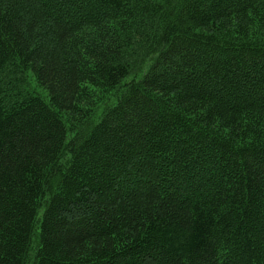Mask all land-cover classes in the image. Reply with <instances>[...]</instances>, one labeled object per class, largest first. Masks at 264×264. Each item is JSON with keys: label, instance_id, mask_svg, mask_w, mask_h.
Masks as SVG:
<instances>
[{"label": "trees", "instance_id": "trees-1", "mask_svg": "<svg viewBox=\"0 0 264 264\" xmlns=\"http://www.w3.org/2000/svg\"><path fill=\"white\" fill-rule=\"evenodd\" d=\"M31 262L264 264V0H0V264Z\"/></svg>", "mask_w": 264, "mask_h": 264}, {"label": "rangeland", "instance_id": "rangeland-1", "mask_svg": "<svg viewBox=\"0 0 264 264\" xmlns=\"http://www.w3.org/2000/svg\"><path fill=\"white\" fill-rule=\"evenodd\" d=\"M25 81L27 82V84L29 85L30 90L35 91L37 93H39L42 96H46V92L44 91V89L42 87H40L34 76H32V74H28L26 75ZM118 93L116 92H109L107 94V96L105 98H103V100L101 101V104H99V107L97 108V111L94 115V117L91 119L90 122L96 121L103 113L104 109L110 105L111 103H114L117 99ZM36 236L38 237V233H36ZM35 238V242L34 244L37 245L38 243V238ZM31 264H33V262H31Z\"/></svg>", "mask_w": 264, "mask_h": 264}]
</instances>
